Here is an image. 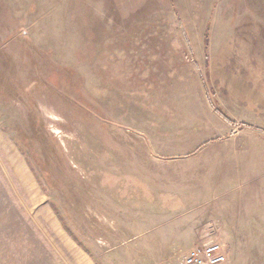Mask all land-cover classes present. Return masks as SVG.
Returning a JSON list of instances; mask_svg holds the SVG:
<instances>
[{
    "label": "rangeland",
    "instance_id": "1",
    "mask_svg": "<svg viewBox=\"0 0 264 264\" xmlns=\"http://www.w3.org/2000/svg\"><path fill=\"white\" fill-rule=\"evenodd\" d=\"M232 41L264 64V0H0V264H264V140L192 120Z\"/></svg>",
    "mask_w": 264,
    "mask_h": 264
},
{
    "label": "crops",
    "instance_id": "2",
    "mask_svg": "<svg viewBox=\"0 0 264 264\" xmlns=\"http://www.w3.org/2000/svg\"><path fill=\"white\" fill-rule=\"evenodd\" d=\"M221 48L224 52L207 54L201 67L195 70L197 65L192 72H195L199 104L192 120L205 125V143L213 146L221 141L222 150L228 144H238L240 140L244 143L248 138L264 140L260 133L264 130V71H261L264 64L254 57L253 42L232 41ZM246 127L260 134L252 137ZM201 134L190 133L189 144H201ZM217 149L218 146L212 148L210 155L218 157Z\"/></svg>",
    "mask_w": 264,
    "mask_h": 264
},
{
    "label": "built area",
    "instance_id": "3",
    "mask_svg": "<svg viewBox=\"0 0 264 264\" xmlns=\"http://www.w3.org/2000/svg\"><path fill=\"white\" fill-rule=\"evenodd\" d=\"M226 252L220 243H206L194 247L183 256L181 264H224Z\"/></svg>",
    "mask_w": 264,
    "mask_h": 264
},
{
    "label": "trees",
    "instance_id": "4",
    "mask_svg": "<svg viewBox=\"0 0 264 264\" xmlns=\"http://www.w3.org/2000/svg\"><path fill=\"white\" fill-rule=\"evenodd\" d=\"M206 41V40H205ZM205 48H207V46H205Z\"/></svg>",
    "mask_w": 264,
    "mask_h": 264
}]
</instances>
